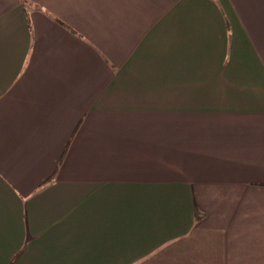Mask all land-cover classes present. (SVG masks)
<instances>
[{"label":"crops","instance_id":"obj_1","mask_svg":"<svg viewBox=\"0 0 264 264\" xmlns=\"http://www.w3.org/2000/svg\"><path fill=\"white\" fill-rule=\"evenodd\" d=\"M0 264H264V0H0Z\"/></svg>","mask_w":264,"mask_h":264}]
</instances>
